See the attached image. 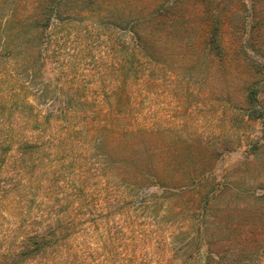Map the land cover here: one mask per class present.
<instances>
[{
    "label": "trees",
    "instance_id": "trees-1",
    "mask_svg": "<svg viewBox=\"0 0 264 264\" xmlns=\"http://www.w3.org/2000/svg\"><path fill=\"white\" fill-rule=\"evenodd\" d=\"M87 11L120 54V84L105 99L101 91L53 93L44 80L57 27ZM186 21L178 6L0 8V264H264V194L229 186L232 199L242 197L229 230L215 207L226 134L218 143L177 135L167 152L162 121L137 106L136 86L146 90L167 70L202 82L228 72L222 40L197 43ZM236 46L232 59L249 79L233 103L248 128L260 122L246 162L257 163L264 188V39ZM216 100L227 105L229 94ZM151 186L162 190L140 194Z\"/></svg>",
    "mask_w": 264,
    "mask_h": 264
},
{
    "label": "rangeland",
    "instance_id": "rangeland-1",
    "mask_svg": "<svg viewBox=\"0 0 264 264\" xmlns=\"http://www.w3.org/2000/svg\"><path fill=\"white\" fill-rule=\"evenodd\" d=\"M50 5L102 6L112 9L117 6H147L150 10L159 6H178L186 22L198 30L192 36L193 40L199 44L216 38L222 40L229 53V70L224 77L213 74L202 82V75L188 77L182 70H167L163 81L151 82L146 90L141 86L136 88L138 108L152 122L159 120L163 123V133L167 139L163 149L167 152L174 151L176 145L173 139L177 135H204L215 143L229 138V150L219 157L213 172L217 181L224 186L215 207L219 216L227 218L226 230H229V210L233 200L242 198L232 199L229 186L238 193L250 191L264 194L260 181L253 176L252 168L257 163L246 162L252 140L261 134V125L256 121L248 128L243 110L236 108L233 103L236 100L234 98H237L234 96L247 84L249 75L232 59L240 41L264 39V0H0V8L9 10L16 7L25 15L31 14L36 6ZM74 14L56 29L54 50L57 54L49 61V71L44 80H50L49 86L53 93L57 89L91 90L96 92L94 94L101 91L103 95H97L99 99H105L106 92H111L120 84L116 79L121 69L117 42L114 37L110 40L106 27L94 26L88 11ZM215 25L220 26L218 34H212L211 27ZM199 53L205 55L208 50L201 48ZM223 94H229L227 105L216 100ZM218 108L219 111L216 110ZM223 134L226 135L222 138ZM111 138L113 142L117 141L114 134ZM162 155H165L164 151ZM161 190L156 186L145 187L140 189V194L160 193Z\"/></svg>",
    "mask_w": 264,
    "mask_h": 264
}]
</instances>
